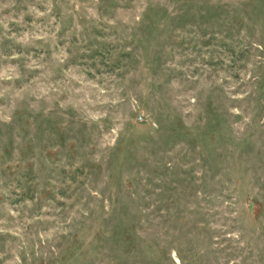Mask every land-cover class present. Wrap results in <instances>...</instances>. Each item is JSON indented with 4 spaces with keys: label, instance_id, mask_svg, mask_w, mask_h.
<instances>
[{
    "label": "rangeland",
    "instance_id": "1",
    "mask_svg": "<svg viewBox=\"0 0 264 264\" xmlns=\"http://www.w3.org/2000/svg\"><path fill=\"white\" fill-rule=\"evenodd\" d=\"M0 264H264V0H0Z\"/></svg>",
    "mask_w": 264,
    "mask_h": 264
}]
</instances>
